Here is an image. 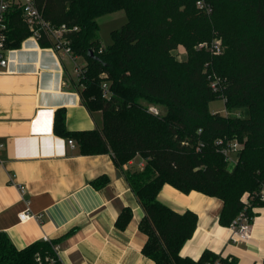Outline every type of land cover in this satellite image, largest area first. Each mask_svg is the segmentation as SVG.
<instances>
[{"label":"trees","instance_id":"16d2710c","mask_svg":"<svg viewBox=\"0 0 264 264\" xmlns=\"http://www.w3.org/2000/svg\"><path fill=\"white\" fill-rule=\"evenodd\" d=\"M196 1L37 0L47 21L78 28L71 47L86 64L77 88L86 108L103 114L102 129L70 133L58 112L55 132L76 139L83 155L113 156L144 212L143 255L156 264H236L208 250L198 260L182 255L198 217L161 203L165 185L222 200L225 227L242 213L253 219L254 209L264 207L257 199L250 207L241 201L264 185V0H210L211 15L198 10ZM120 11L128 21L103 48L98 20ZM7 35L10 49L29 37L20 13L9 15ZM215 39L222 41V54L196 49ZM41 46L49 43L43 40ZM180 46L185 60L178 57ZM215 79L217 91L211 86ZM218 99L236 114L211 112ZM151 106L161 107L163 114L149 112ZM219 140L242 146L232 168L219 152ZM137 157L144 167L124 170ZM131 219L132 211L125 209L117 226L124 229ZM56 245L37 241L19 250L0 234V264H62Z\"/></svg>","mask_w":264,"mask_h":264},{"label":"crops","instance_id":"0c3cea01","mask_svg":"<svg viewBox=\"0 0 264 264\" xmlns=\"http://www.w3.org/2000/svg\"><path fill=\"white\" fill-rule=\"evenodd\" d=\"M75 66L27 37L0 68V234L19 250L56 241L62 264H156L143 255L144 212L113 156L83 155L76 139L55 132L58 112L70 133L103 128L102 112L83 103ZM141 161L135 158L124 170L142 169ZM158 200L198 217L183 256L198 260L208 250L236 264H264V207L254 209L251 239L234 243L232 229L220 224L222 200L170 185ZM27 209L39 219L22 223L19 214ZM125 209L132 219L121 229L117 221Z\"/></svg>","mask_w":264,"mask_h":264},{"label":"built area","instance_id":"2783aa9c","mask_svg":"<svg viewBox=\"0 0 264 264\" xmlns=\"http://www.w3.org/2000/svg\"><path fill=\"white\" fill-rule=\"evenodd\" d=\"M196 7L206 15H211L213 11L210 0H197ZM12 12L20 13L22 21L30 32L28 38L35 40L40 46L43 40L48 42V47H41L47 49L55 55L70 57L76 64L75 68L78 76L83 73L84 65L77 63L78 57L74 55L71 47V36L74 32L78 31V28H71L66 24L55 26L47 21L38 5L37 0H0V68H7L9 65L10 48H8L7 32L8 17ZM196 49L199 51L208 50L212 55H220L224 50L222 41L220 39H215L211 43L199 44ZM218 85L219 79L213 80L211 86L214 91L218 90ZM149 112L155 115L160 114L158 108L154 106L149 108ZM226 116H229L228 112H226ZM69 145L74 147V141L69 140ZM216 145L219 148V152L230 164V167L235 166L238 162V155L242 147L241 144L238 141L225 144L222 140H219L216 142ZM0 147H3V145H0ZM21 193L24 194L25 190L21 189ZM254 199L264 202V185L257 193H245L241 198V201L245 207H250L251 201ZM19 219L22 223H25L32 219L38 220L39 217L35 216L27 209L26 211L19 214ZM253 219L249 218L245 213H242L236 219V221H234L230 227L232 229L231 238L234 243H247L251 239ZM55 250L57 252V248H55Z\"/></svg>","mask_w":264,"mask_h":264},{"label":"rangeland","instance_id":"374dc122","mask_svg":"<svg viewBox=\"0 0 264 264\" xmlns=\"http://www.w3.org/2000/svg\"><path fill=\"white\" fill-rule=\"evenodd\" d=\"M127 21H128L127 15L124 11H120L114 14L104 16L98 20V23H99L98 37H99V40L103 48H108L112 45L113 43L112 32L114 30L122 28L127 23ZM102 47H101V50L103 49ZM177 53L179 54V57L181 59L185 60L187 58L186 49L183 46L178 47ZM83 60H84V64H86L84 58L79 59L78 61L79 64H82ZM209 107H210L211 112L213 113H219L222 115H226L227 110L225 107V102L222 99L213 101ZM158 110L163 114L164 111L161 107H159ZM229 114L234 116L236 113L234 112V113H229ZM242 116L248 117V113L244 112ZM141 162L145 163L143 159ZM135 169H139V166L136 165Z\"/></svg>","mask_w":264,"mask_h":264},{"label":"water","instance_id":"95a60500","mask_svg":"<svg viewBox=\"0 0 264 264\" xmlns=\"http://www.w3.org/2000/svg\"><path fill=\"white\" fill-rule=\"evenodd\" d=\"M91 55H92V53H91Z\"/></svg>","mask_w":264,"mask_h":264}]
</instances>
